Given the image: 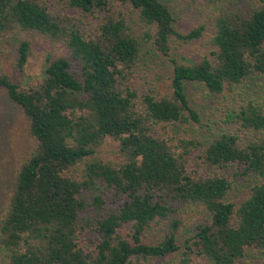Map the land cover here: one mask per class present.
<instances>
[{
  "label": "trees",
  "instance_id": "trees-1",
  "mask_svg": "<svg viewBox=\"0 0 264 264\" xmlns=\"http://www.w3.org/2000/svg\"><path fill=\"white\" fill-rule=\"evenodd\" d=\"M190 1L181 33L163 0H0L18 72L30 34L63 49L26 85L0 72L33 140L0 192V264H264V0ZM190 85L225 126L203 128Z\"/></svg>",
  "mask_w": 264,
  "mask_h": 264
},
{
  "label": "rangeland",
  "instance_id": "rangeland-1",
  "mask_svg": "<svg viewBox=\"0 0 264 264\" xmlns=\"http://www.w3.org/2000/svg\"><path fill=\"white\" fill-rule=\"evenodd\" d=\"M171 8L174 26L178 32L184 33L197 26L200 19L198 3L190 0H163ZM241 1V0H225ZM19 37L0 45V72L14 77H20L23 85L35 81L40 74L47 56H57L63 53L60 47H51L45 42L30 34L29 48L26 62L21 72L15 66V44ZM206 47L201 38L187 42L176 41L170 50V56L177 60L189 61L203 53ZM147 59L148 67L141 73L148 82L153 81L157 89L165 88L167 84L168 65L170 62L162 56L155 55ZM189 94L199 108L202 120L207 122L203 126L206 131H215L225 126L221 121L219 110H215L216 99L208 96L200 87L190 85ZM33 140L27 132V122L20 110L8 101L3 90H0V192L6 190L14 169L29 151ZM106 147V146H105ZM111 156V155H110ZM85 243V241H84Z\"/></svg>",
  "mask_w": 264,
  "mask_h": 264
}]
</instances>
